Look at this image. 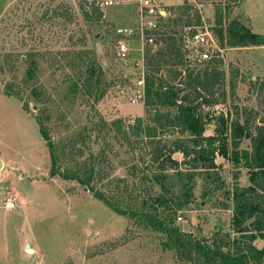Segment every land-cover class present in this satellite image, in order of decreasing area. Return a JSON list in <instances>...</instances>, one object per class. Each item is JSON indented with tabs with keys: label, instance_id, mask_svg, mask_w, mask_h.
<instances>
[{
	"label": "rangeland",
	"instance_id": "obj_1",
	"mask_svg": "<svg viewBox=\"0 0 264 264\" xmlns=\"http://www.w3.org/2000/svg\"><path fill=\"white\" fill-rule=\"evenodd\" d=\"M103 1L0 0V161L6 164L3 172L8 173L0 179V192L5 189L7 194H3H15L18 203L7 215L17 226L7 235L11 258L4 260L0 255V264H193L178 259L173 250L166 248L165 234L142 225L136 218L112 211L75 180L49 173V151L38 118L57 149L72 140L84 152L78 157L70 155L69 147L64 156L60 151L62 168L71 167L89 153L98 154L100 166L97 164L96 168H103L106 177L95 179L94 185L108 196L117 197L124 208L137 210L142 200L151 208L150 199L161 192L151 177L156 167L147 161V141L134 136L126 141L121 134L115 135L110 124L121 119L123 128L131 129L140 116L144 118L142 125H154L145 113L143 99L131 100L140 88L137 80L144 73V49L160 46V32L188 26H161L153 43H148L141 34L143 19L137 0H113L98 22L84 17L82 10L92 16V6L102 8ZM163 1L191 4L189 0H156L158 8L165 12L161 23L173 18L185 21V15L170 9L177 4ZM200 2L201 23L196 27L211 30L216 25V9H223L225 0ZM249 5L253 11V31L264 33V0H249ZM194 9L189 11L192 21ZM239 11L240 3L232 5L227 20L240 16ZM118 27L133 28L134 33L118 35ZM121 43L127 47L125 52L119 50ZM218 44L222 50L217 69L223 72V78L212 89V99L218 102L202 105V113L209 117L218 112L230 117L239 115L243 120L242 109H253L260 117L264 111V88L260 86L264 84V49ZM186 51L189 64L179 66L183 70L181 88H186L188 70L203 71L210 64L200 61L190 45ZM30 53L34 54L36 77L27 80L25 70ZM93 56L102 69V79L99 90L93 88L89 94L81 87L82 65L83 60L85 63L86 58ZM36 83L41 86L43 102H35L31 96ZM6 88L19 91L27 108L16 97L4 94ZM101 89L102 96L95 99V93ZM197 90L202 97L209 93ZM186 92H190L191 98L196 95L194 89H184L183 93ZM195 102L200 103L201 98ZM44 110L49 113L48 119ZM214 128L215 124L210 122L205 134H213ZM164 132H169L165 137L161 134L166 140L178 135L168 127ZM241 147L250 149L249 140L243 139ZM172 156L183 159L179 152ZM215 162L218 168L211 171L209 178L196 175L192 179L191 200L177 211L174 220L183 232L196 238L208 239L214 233L236 236L232 228L236 168L222 156H217ZM239 172L238 183L249 185L248 170L241 167ZM216 174L224 184L217 190L213 189L218 182ZM3 213L5 210L0 209L1 216ZM255 244L261 246L263 241L257 238ZM26 245L32 252L25 250Z\"/></svg>",
	"mask_w": 264,
	"mask_h": 264
},
{
	"label": "trees",
	"instance_id": "obj_2",
	"mask_svg": "<svg viewBox=\"0 0 264 264\" xmlns=\"http://www.w3.org/2000/svg\"><path fill=\"white\" fill-rule=\"evenodd\" d=\"M241 1L225 0V7L216 9V25L211 28L213 35L224 47L264 45V34L253 32L249 26V18L242 13L227 20L232 5ZM92 7V16L86 10H82V13L87 20L98 22L103 18V10L99 5ZM170 9L173 10L172 13L185 15V21L173 18L160 25L177 26L181 23L182 27L188 28L160 32V46L154 50L152 47L145 48L143 55V104L146 115L154 125H142L144 118L140 116L135 119V126H131V129L123 128L121 119L110 124L115 135L121 134V138L126 141H129L130 136L142 137L147 141V161L156 167V172L151 177L161 188V192L150 199L152 207L148 208L147 201L142 200L137 210L124 208L117 197L115 199L108 196L96 188L94 180L106 177L103 168H96L98 154L89 153L84 159H77L71 167L62 168L59 164L60 151L64 156V150L69 147L70 155L78 157L84 152L81 148H76L72 140L66 147L57 149L50 139L48 129L38 118L39 129L49 151V173L64 180H75L112 211L136 218L142 225L165 234L166 248L173 250L178 259H185L193 264H264V111L258 117L257 110L242 109L243 120L239 115L230 117L229 114L218 112V115L209 117L202 113V105L209 106L218 102L212 99V89L223 78V72L217 69L220 56H213L203 71L192 72L187 69V80L184 82L186 88H181L179 85L182 84L183 70L179 66L189 64L184 39L195 31V27L201 23V17L198 10L186 2ZM191 9H194V21L189 16ZM28 56L25 77L32 80L36 77V62L34 54L30 53ZM82 66L84 78L81 87L86 90L85 93L92 94L93 88L98 91L101 86L102 69L94 56L86 58L85 63L83 60ZM176 79L177 84L171 83V80ZM230 86L233 88L234 83H230ZM260 86L264 88L263 83ZM198 88L209 93L202 97ZM184 89H194V98L190 97V92L183 93ZM103 92L101 89L99 93H95V99L101 97ZM4 94L16 97L22 107L27 108L19 91L6 88ZM42 94L41 86L37 83L32 86L31 96L35 102L45 100ZM198 98H201V102L197 104L195 101ZM44 111L48 119L49 113ZM210 122L215 124L214 133L205 134ZM166 127L175 129L178 135L170 140L162 138L161 134L164 137L169 134L164 132ZM243 139L249 140L250 149L241 147ZM176 152L182 154L181 161L173 158L172 155ZM217 156L229 159L236 168L232 187V228L236 236L214 233L208 239L196 238L191 233L183 232L174 224V220L177 211L182 210L191 200L192 179L196 175L209 178L211 171L218 168L215 162ZM241 167L248 170L250 183L247 186L238 183ZM214 178L218 182L213 189H221L223 181L217 174ZM159 208L165 212L162 213ZM257 238L263 241L261 246H256Z\"/></svg>",
	"mask_w": 264,
	"mask_h": 264
},
{
	"label": "built area",
	"instance_id": "obj_3",
	"mask_svg": "<svg viewBox=\"0 0 264 264\" xmlns=\"http://www.w3.org/2000/svg\"><path fill=\"white\" fill-rule=\"evenodd\" d=\"M201 0H189V3L193 5L197 10L202 6ZM113 0H104L101 3L102 7L112 5ZM139 6V13L143 19L140 25L141 34L148 43H153L155 35L159 33L161 28V18L163 10L158 8L156 0H137ZM116 33L121 36H131L134 33L133 28L128 27H118L116 28ZM186 35V33H185ZM185 47L188 48L189 45L193 49L195 55L200 61H209L213 56H221V48L219 47V42L217 38L213 35V32L207 27L200 26L195 27V31L184 39ZM126 45L121 43L119 45V50L121 52L126 51ZM189 58V55L187 54ZM137 85L140 88L135 90L134 97L131 98L133 102H138L144 98V79L143 75L137 80ZM1 206L6 210H11L17 206V200L15 194L4 195L1 199Z\"/></svg>",
	"mask_w": 264,
	"mask_h": 264
},
{
	"label": "crops",
	"instance_id": "obj_4",
	"mask_svg": "<svg viewBox=\"0 0 264 264\" xmlns=\"http://www.w3.org/2000/svg\"><path fill=\"white\" fill-rule=\"evenodd\" d=\"M163 3H165V4H177V5L181 4V2L180 3H168L166 1L165 2L163 1ZM248 6H250L249 0H242L240 3L239 13L240 14L242 13V15L249 18V26H250L251 30L253 31V28H252V22L254 20L253 19V11H252L251 6L250 7H248ZM105 9H106V7L104 8V11H105ZM253 32H255V31H253ZM261 34H264V33H261ZM252 47H256V48L258 47V48L264 49V45L252 46ZM5 168H6V164L4 163L3 160H1L0 161V179H1V177L6 178V175L8 174V173H6V175H5V173L3 172V171H5ZM21 174H23V173L22 172L19 173L20 178L22 176ZM20 181H22V180H20ZM0 190H1V186H0ZM3 193L7 194V192H5V189H3V191L0 192V198H1V196L5 195ZM17 196H19V194ZM0 209L5 210V213H3L2 216L0 214V236L2 237V244L0 246V255H2L1 258L3 257L4 260L5 259L9 260L11 257L9 256V249L10 248L8 246L7 235L10 231H12L13 227H17V226H15L16 225L15 221L12 222L11 218H9L7 216L8 212H10L11 210H6L1 205H0ZM20 240H21V235L19 236V241ZM30 252H32V251L30 250Z\"/></svg>",
	"mask_w": 264,
	"mask_h": 264
},
{
	"label": "water",
	"instance_id": "obj_5",
	"mask_svg": "<svg viewBox=\"0 0 264 264\" xmlns=\"http://www.w3.org/2000/svg\"><path fill=\"white\" fill-rule=\"evenodd\" d=\"M102 10H104V7H102ZM136 65H138V62H136ZM25 250H27V252H30V249L28 248V246H25Z\"/></svg>",
	"mask_w": 264,
	"mask_h": 264
}]
</instances>
